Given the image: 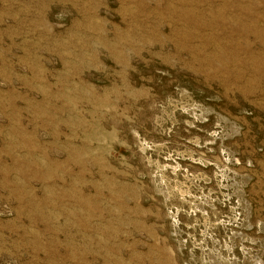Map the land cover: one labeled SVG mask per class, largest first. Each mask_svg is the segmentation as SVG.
<instances>
[{
  "label": "rangeland",
  "instance_id": "374dc122",
  "mask_svg": "<svg viewBox=\"0 0 264 264\" xmlns=\"http://www.w3.org/2000/svg\"><path fill=\"white\" fill-rule=\"evenodd\" d=\"M0 264H264V0H0Z\"/></svg>",
  "mask_w": 264,
  "mask_h": 264
},
{
  "label": "built area",
  "instance_id": "2783aa9c",
  "mask_svg": "<svg viewBox=\"0 0 264 264\" xmlns=\"http://www.w3.org/2000/svg\"><path fill=\"white\" fill-rule=\"evenodd\" d=\"M235 215L239 218L240 216H242V214L240 213V212H235ZM241 225V224H240ZM234 228H236V229H240V228H238L237 226H235ZM232 235H234L233 236V240H235V237H236V233H233ZM246 241V240H245ZM246 243H247V241H246Z\"/></svg>",
  "mask_w": 264,
  "mask_h": 264
},
{
  "label": "bare ground",
  "instance_id": "6f19581e",
  "mask_svg": "<svg viewBox=\"0 0 264 264\" xmlns=\"http://www.w3.org/2000/svg\"><path fill=\"white\" fill-rule=\"evenodd\" d=\"M182 190V189H181ZM188 192V191H187ZM179 194H182V193H179ZM184 197V196H183Z\"/></svg>",
  "mask_w": 264,
  "mask_h": 264
}]
</instances>
